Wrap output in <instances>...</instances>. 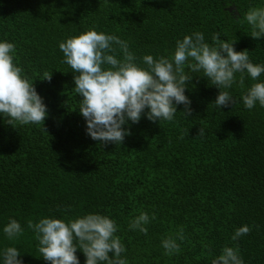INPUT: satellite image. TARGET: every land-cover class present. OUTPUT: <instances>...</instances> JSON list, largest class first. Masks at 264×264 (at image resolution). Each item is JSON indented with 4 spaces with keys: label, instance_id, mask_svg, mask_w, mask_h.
<instances>
[{
    "label": "trees",
    "instance_id": "1",
    "mask_svg": "<svg viewBox=\"0 0 264 264\" xmlns=\"http://www.w3.org/2000/svg\"><path fill=\"white\" fill-rule=\"evenodd\" d=\"M253 7L264 0H0V39L15 44L14 62L48 112L40 124L0 117V247H17L24 264H50L27 222L98 212L119 225L127 264H211L224 246L238 249L244 264H264V107L249 110L241 98L251 78L241 83L237 73L227 89L234 102L219 108L212 103L219 89L193 73L188 116L183 104L173 121L142 116L125 125L130 135L121 144H102L86 133L74 74L58 47L95 28L128 41L142 63L144 54L167 55L177 39L202 31L209 43L219 33L264 64V37H252L243 20ZM141 212L155 214L147 233L128 227ZM10 217L24 228L14 241L2 231ZM242 225L250 231L233 240ZM181 229L185 239L169 254L161 241Z\"/></svg>",
    "mask_w": 264,
    "mask_h": 264
},
{
    "label": "clouds",
    "instance_id": "2",
    "mask_svg": "<svg viewBox=\"0 0 264 264\" xmlns=\"http://www.w3.org/2000/svg\"><path fill=\"white\" fill-rule=\"evenodd\" d=\"M243 20L251 26L252 37H264V7L249 9ZM212 41H206L202 31H193L177 39L167 55L144 54L140 57L142 63L137 62L128 41L95 28L60 41L58 47L64 62L74 74L75 93L81 97L76 109L85 119L86 133L102 144H121L130 135V128L125 125L138 123L142 116L154 122L173 121L180 104L188 116L192 111L191 99L185 89L193 73H202L211 81L210 85L219 89L212 102L219 108L234 102L227 89L236 82V74H240L241 83L248 76L253 83L242 93L244 106L249 110L257 103L264 107V80L258 79L264 73V64L253 63L247 49L235 50L234 41L222 40L219 33L212 36ZM14 58L15 44L0 39V117L11 125L43 123L48 115L44 98ZM44 78L50 79L51 73ZM198 135L204 137L206 128L200 127ZM154 216L141 212L130 220L128 227L147 233L146 225ZM27 223L38 241L41 256L50 264H80L77 250L84 254V264H127L122 255L127 251L126 245L116 235L119 225L108 215L89 212L70 219L43 216ZM2 231L8 240L14 241L24 228L10 217ZM249 231L248 225H242L232 239ZM184 239L181 229L176 237L169 236L161 243L171 254L179 251L177 241ZM0 264H24L19 249L14 245L0 247ZM211 264L244 261L238 249L224 246Z\"/></svg>",
    "mask_w": 264,
    "mask_h": 264
},
{
    "label": "water",
    "instance_id": "3",
    "mask_svg": "<svg viewBox=\"0 0 264 264\" xmlns=\"http://www.w3.org/2000/svg\"><path fill=\"white\" fill-rule=\"evenodd\" d=\"M232 9H234V10H235V11H234V13H237V12H236V9H235L234 7H233V8H231L230 10H232Z\"/></svg>",
    "mask_w": 264,
    "mask_h": 264
}]
</instances>
